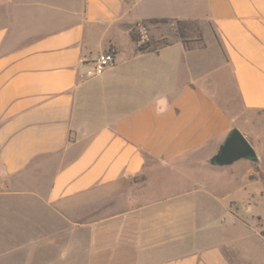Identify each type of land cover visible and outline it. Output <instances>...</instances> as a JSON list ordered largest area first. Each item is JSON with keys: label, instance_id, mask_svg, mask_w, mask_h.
I'll return each instance as SVG.
<instances>
[{"label": "crops", "instance_id": "obj_1", "mask_svg": "<svg viewBox=\"0 0 264 264\" xmlns=\"http://www.w3.org/2000/svg\"><path fill=\"white\" fill-rule=\"evenodd\" d=\"M151 19L210 24L220 44L140 52L137 27L161 31ZM105 52L113 65L88 77ZM252 113H264V0H0V264H253L241 239L217 235L226 220L254 231L251 217L235 201L220 211L185 171L214 167Z\"/></svg>", "mask_w": 264, "mask_h": 264}, {"label": "rangeland", "instance_id": "obj_2", "mask_svg": "<svg viewBox=\"0 0 264 264\" xmlns=\"http://www.w3.org/2000/svg\"><path fill=\"white\" fill-rule=\"evenodd\" d=\"M194 25L195 24H190L183 28L188 42H197V44H203L204 46L212 43L220 44V41L210 24H208L209 27H206L204 31L199 26L200 32L195 30ZM180 26L182 25L176 24L175 21L161 23L158 26L161 31L157 32L153 31L154 27L145 25L149 39L152 33L156 37L162 34L166 37V39L163 40L166 42H172L179 37L178 28ZM138 28L139 27L136 29V34L139 36ZM235 103L238 106V98H235ZM238 128L242 131L246 129L251 133V137L245 138L255 151L257 157L256 162L239 159L227 166H214L201 171H189V169H185V171L186 173H201L202 178H205V180L210 182V186L214 189L216 200L219 203L220 211H222L223 205H226L231 201L241 204L239 215L245 221H249L248 219L251 217V224L254 231H250L248 227L244 228V226L242 227L240 225L230 226L226 220L220 222L221 229L217 235L221 239H241V246L243 247V250H245L247 257L251 259L252 263L264 264V242H261L258 239V237L264 239V236L261 235V232L264 231V113H252L250 116L245 117L243 121L238 124ZM245 173H249L248 179L251 181L252 185L242 183V176ZM195 177L196 175H193L192 178ZM160 181L161 177H155L153 188L158 186ZM169 182L176 185L182 183L180 178L178 179L174 177L169 178ZM184 183L185 182L183 181V184ZM129 186L130 187L125 191L126 193L124 196L126 198L133 195V184L131 181L129 182ZM136 195H139L137 191ZM129 203H126L121 209L130 206ZM242 203H245L246 206L244 207ZM247 204H249V207ZM0 217H3L2 213H0ZM255 233H257L258 237ZM236 262L237 264H245L240 261Z\"/></svg>", "mask_w": 264, "mask_h": 264}, {"label": "water", "instance_id": "obj_3", "mask_svg": "<svg viewBox=\"0 0 264 264\" xmlns=\"http://www.w3.org/2000/svg\"><path fill=\"white\" fill-rule=\"evenodd\" d=\"M239 159L256 162L257 157L252 146L236 128L232 129L219 146L216 153L209 159L212 166H227Z\"/></svg>", "mask_w": 264, "mask_h": 264}, {"label": "built area", "instance_id": "obj_4", "mask_svg": "<svg viewBox=\"0 0 264 264\" xmlns=\"http://www.w3.org/2000/svg\"><path fill=\"white\" fill-rule=\"evenodd\" d=\"M138 44H144L149 40L147 29L144 26L138 28ZM114 63V57L111 53L105 52L98 54L92 62L90 69L86 72L88 77L101 76Z\"/></svg>", "mask_w": 264, "mask_h": 264}, {"label": "trees", "instance_id": "obj_5", "mask_svg": "<svg viewBox=\"0 0 264 264\" xmlns=\"http://www.w3.org/2000/svg\"><path fill=\"white\" fill-rule=\"evenodd\" d=\"M167 20L165 19H151L149 20L147 23L149 24H158V23H166ZM176 24L178 25H182L178 28V34H179V38L181 40L182 43L186 44L188 42L187 38H186V34L184 33L183 28L187 27L189 24L188 23H183L180 21H175ZM144 27L145 25H147L146 23L142 24ZM132 41L135 42V44L137 45V50L140 52H144V51H156L159 48H161L164 45H167L168 43L165 41H157L154 42L152 41V39H149L147 42H145L144 44H138L139 41V36L136 34L132 35ZM261 235L264 236V231L261 232Z\"/></svg>", "mask_w": 264, "mask_h": 264}, {"label": "clouds", "instance_id": "obj_6", "mask_svg": "<svg viewBox=\"0 0 264 264\" xmlns=\"http://www.w3.org/2000/svg\"><path fill=\"white\" fill-rule=\"evenodd\" d=\"M158 107L156 109V114L157 115H162L163 112L166 110V101L164 99H160L158 101Z\"/></svg>", "mask_w": 264, "mask_h": 264}]
</instances>
